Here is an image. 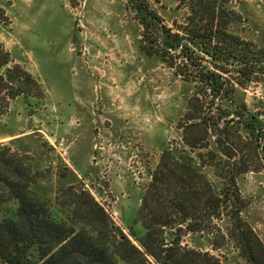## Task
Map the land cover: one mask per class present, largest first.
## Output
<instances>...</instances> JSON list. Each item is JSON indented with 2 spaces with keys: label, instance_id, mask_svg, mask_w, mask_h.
<instances>
[{
  "label": "rangeland",
  "instance_id": "374dc122",
  "mask_svg": "<svg viewBox=\"0 0 264 264\" xmlns=\"http://www.w3.org/2000/svg\"><path fill=\"white\" fill-rule=\"evenodd\" d=\"M148 1L169 26L186 24L189 0ZM217 2L234 12L224 17L228 31L264 46V0ZM141 31L126 0H0V52L8 53V67L24 68L43 89L10 101L0 115V149L27 156L32 189L58 217L82 220L67 194L85 189L135 243L144 233L137 211L163 151L195 161L199 152L184 146L180 129L194 81L147 55ZM236 98L248 114L264 118V75L238 86ZM247 159L254 170L237 178L242 215L264 244V159ZM202 171L218 190L214 167ZM16 206L2 204L0 218L14 216ZM182 245L209 251L223 264H249L233 241L213 249L207 232L184 234Z\"/></svg>",
  "mask_w": 264,
  "mask_h": 264
},
{
  "label": "trees",
  "instance_id": "16d2710c",
  "mask_svg": "<svg viewBox=\"0 0 264 264\" xmlns=\"http://www.w3.org/2000/svg\"><path fill=\"white\" fill-rule=\"evenodd\" d=\"M126 5L142 27L141 49L194 81L180 129L184 146L199 151L198 161L163 151L137 211L135 223L144 233L135 243L85 189L71 187L66 193L82 220L58 217L32 189L27 156L1 148L0 208L6 202L17 206L14 216L0 218V264H223L209 251L182 245L189 232L210 234L213 249L233 241L246 262L264 264V244L243 218L245 201L237 183L239 175L254 170L250 155L264 159V118L248 114L236 98L238 86L258 72L264 75V46L228 31L224 17L234 12L217 0H189L186 24L177 28L148 0H126ZM7 54L0 52V69L6 67L0 72V115L18 96L43 93L31 73L8 67ZM175 59L183 60L182 66ZM211 166L218 190L202 171Z\"/></svg>",
  "mask_w": 264,
  "mask_h": 264
}]
</instances>
